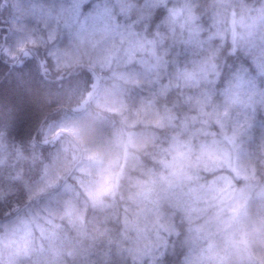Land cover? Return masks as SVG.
<instances>
[{"label":"clouds","instance_id":"1","mask_svg":"<svg viewBox=\"0 0 264 264\" xmlns=\"http://www.w3.org/2000/svg\"><path fill=\"white\" fill-rule=\"evenodd\" d=\"M0 264H264V0H0Z\"/></svg>","mask_w":264,"mask_h":264}]
</instances>
